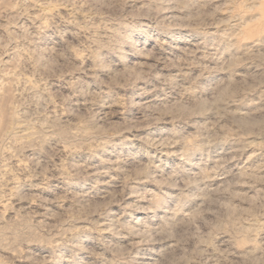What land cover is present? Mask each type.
<instances>
[{
  "label": "rangeland",
  "instance_id": "obj_1",
  "mask_svg": "<svg viewBox=\"0 0 264 264\" xmlns=\"http://www.w3.org/2000/svg\"><path fill=\"white\" fill-rule=\"evenodd\" d=\"M87 263L264 264V0H0V264Z\"/></svg>",
  "mask_w": 264,
  "mask_h": 264
},
{
  "label": "bare ground",
  "instance_id": "obj_2",
  "mask_svg": "<svg viewBox=\"0 0 264 264\" xmlns=\"http://www.w3.org/2000/svg\"><path fill=\"white\" fill-rule=\"evenodd\" d=\"M141 48H142V47H141ZM143 48H144V47H143ZM144 50H145V49H144ZM180 77H181V76H180ZM175 81H176V80H175ZM164 87H165V86H164ZM20 127H21V126H20ZM23 129H24V128H22V130H23ZM30 133H31V132H30ZM30 133H29V134H30ZM23 134H24V133H23ZM16 135H17V134H16ZM16 135H15V136H16ZM18 135H21V134H18ZM25 135H26V134H25ZM27 135H28V134H27ZM27 135H26V136H27ZM21 136H22V135H21ZM28 136H29V135H28ZM23 137H24V136H23ZM23 137H22V138H23ZM16 138H17V137H16ZM53 138H54V137H53ZM15 140H17V139H15ZM32 141H33V140H32ZM165 159H166V158H165ZM115 161H116V160H115ZM127 163H128V162H127ZM120 165H121V164H120ZM151 165H152V164H151ZM92 166H93V165H92ZM117 166H118V165H117ZM90 167H91V166H90ZM124 167H125V166H124ZM156 169H157V168H156ZM99 171H100V170H99ZM106 171H107V170H106ZM151 171H152V170H151ZM94 174H95V173H94ZM114 177H115V176H114ZM133 183H134V182H133ZM55 184H56V183H55ZM53 185H54V184H53ZM106 186H107V185H106ZM84 191H85V190H84ZM131 215H132V214H131ZM143 215H144V214H143ZM137 217H138V216H137ZM158 219H159V218H158ZM164 219H165V218H164ZM145 221H146V220H145ZM134 224H135V223H134ZM116 225H117V224H116ZM86 226H87V225H86ZM106 226H107V225H106ZM57 240H58V238H57ZM85 252H86V251H85ZM52 258H53V257H52ZM68 258H69V257H68ZM96 258H97V257H96ZM56 262H57V261H56ZM87 264H88V263H87Z\"/></svg>",
  "mask_w": 264,
  "mask_h": 264
}]
</instances>
